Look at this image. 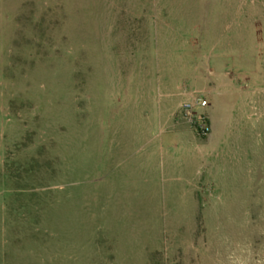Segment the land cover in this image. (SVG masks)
<instances>
[{
  "label": "rangeland",
  "instance_id": "1",
  "mask_svg": "<svg viewBox=\"0 0 264 264\" xmlns=\"http://www.w3.org/2000/svg\"><path fill=\"white\" fill-rule=\"evenodd\" d=\"M0 264H264V0H0Z\"/></svg>",
  "mask_w": 264,
  "mask_h": 264
},
{
  "label": "built area",
  "instance_id": "2",
  "mask_svg": "<svg viewBox=\"0 0 264 264\" xmlns=\"http://www.w3.org/2000/svg\"><path fill=\"white\" fill-rule=\"evenodd\" d=\"M182 101L171 115L172 126L186 125L195 137L208 138L212 127L208 115L205 113L208 101L204 92L188 91L186 88L180 92Z\"/></svg>",
  "mask_w": 264,
  "mask_h": 264
},
{
  "label": "crops",
  "instance_id": "3",
  "mask_svg": "<svg viewBox=\"0 0 264 264\" xmlns=\"http://www.w3.org/2000/svg\"><path fill=\"white\" fill-rule=\"evenodd\" d=\"M180 92L181 91H178V93L176 95H177V97L180 98V102H181L182 101V97L180 96ZM179 103H178V105H179ZM205 113L208 115L209 120H210V124H211V127H212L211 140H213L212 139L213 136H215L216 134H221V126H220V124H218L216 122V119L214 117H211V111H209V102H208V107L205 110ZM170 121H171V117H170V119H167V122H170ZM177 127L182 128L181 131H182V136L183 137H184L185 134H192L193 135V133L189 130V128L186 125L182 124V125L177 126Z\"/></svg>",
  "mask_w": 264,
  "mask_h": 264
}]
</instances>
